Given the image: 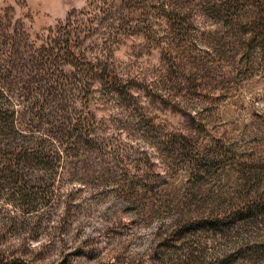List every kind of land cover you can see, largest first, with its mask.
Here are the masks:
<instances>
[{"label": "rangeland", "instance_id": "374dc122", "mask_svg": "<svg viewBox=\"0 0 264 264\" xmlns=\"http://www.w3.org/2000/svg\"><path fill=\"white\" fill-rule=\"evenodd\" d=\"M0 107L17 141L57 144L77 122L83 138L37 173L59 169L50 203L1 193V248L33 264H264V0H0Z\"/></svg>", "mask_w": 264, "mask_h": 264}, {"label": "trees", "instance_id": "16d2710c", "mask_svg": "<svg viewBox=\"0 0 264 264\" xmlns=\"http://www.w3.org/2000/svg\"><path fill=\"white\" fill-rule=\"evenodd\" d=\"M72 67L73 78L79 75L86 78L87 81L96 80L106 91L121 93L122 90L119 88L123 84L121 79L116 75L107 73L96 63L90 64L87 68H82L76 63L72 64ZM62 72L64 71L62 70ZM14 121V112L11 111L8 114V111L5 112L0 107V195L1 193L5 194L6 201L23 208L25 212H29L38 208V203L39 206L50 203L53 198L52 195L57 194L59 188L58 185L54 187L57 179L54 174L55 172L58 173L59 169L53 172L52 177L47 176L51 183H47L45 175L39 176L37 173H41L43 170L46 172L52 166L63 168L67 163L66 159L73 155V143L68 142V139L74 141L75 139H83L80 136L82 130H79L77 122L73 125L70 134H64L65 132L60 134L61 139L57 144L54 141H49L52 137L48 135L38 141L24 143L22 140H16L17 133L15 132ZM63 137L67 140L63 141ZM76 142L74 143L76 144ZM85 143L88 144L87 141ZM258 207L260 204L256 200L245 202L234 209L230 220H244L247 216L254 214ZM0 264L33 263L25 254H18L13 250L1 248L0 242Z\"/></svg>", "mask_w": 264, "mask_h": 264}]
</instances>
